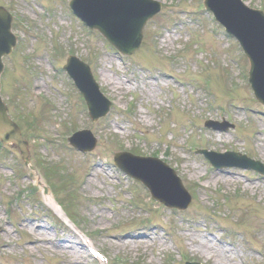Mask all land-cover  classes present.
<instances>
[{
    "label": "rangeland",
    "instance_id": "obj_1",
    "mask_svg": "<svg viewBox=\"0 0 264 264\" xmlns=\"http://www.w3.org/2000/svg\"><path fill=\"white\" fill-rule=\"evenodd\" d=\"M156 1L162 13L147 24L140 49L123 57L98 34L87 54L86 29L68 0H1L19 38L5 59L3 100L30 143L32 164L53 171L47 179L67 219L110 264H264V176L211 171L196 154L231 151L264 164V108L243 79L249 62L205 0ZM243 1L264 11V0ZM69 56L91 66L112 102L96 123L61 71ZM209 120L232 128L209 130ZM82 127L98 138L88 154L65 142ZM124 151L174 169L193 198L188 210L166 209L119 171L114 157ZM26 170L15 149H0V264H98L66 218L42 207L38 191L30 189L36 195L28 201Z\"/></svg>",
    "mask_w": 264,
    "mask_h": 264
},
{
    "label": "water",
    "instance_id": "obj_2",
    "mask_svg": "<svg viewBox=\"0 0 264 264\" xmlns=\"http://www.w3.org/2000/svg\"><path fill=\"white\" fill-rule=\"evenodd\" d=\"M121 1V0H119ZM208 2V1H207ZM127 10L129 11L120 22V29L113 25L110 21L114 20L106 15L102 19H97L96 16H84L80 10L77 12L87 20V22L100 29L104 35L117 46L123 53L129 54L139 47L142 37V29L146 20L151 16V13L143 11L139 13L141 8H146V5H152L146 0H126ZM241 8V6L239 5ZM214 11L222 18V21L229 27V30L241 41L246 53L252 61L251 82L257 92L259 100L264 103V18L260 14H256L247 10L238 9L236 13L226 12L221 2H214ZM82 9V8H81ZM157 13L160 6L154 9ZM153 10V11H154ZM144 17V18H143ZM143 18V19H142ZM142 20V21H141ZM115 21V20H114ZM141 21V23H139ZM136 23V24H135ZM139 24V26H138ZM135 25V27H134ZM11 18L0 9V74L2 72L1 58L9 55L15 47V39L10 32ZM134 28V29H133ZM132 30L135 31L132 32ZM133 35L138 37L131 43L125 41ZM130 45V47H129ZM71 67L76 66L80 77L74 78L77 86L82 90L85 96H92L98 93V88L95 85L92 76L87 67L83 66L77 60L71 61ZM1 90V89H0ZM0 138L5 144L13 143L22 152L24 158L27 157V144L23 142L19 128L11 122L7 115V109L0 100ZM94 147V146H93ZM93 149V148H92ZM229 162L225 164L215 163L217 167L226 166H247L252 165L242 162L243 158L239 155H229ZM125 160V162L123 161ZM248 161V160H247ZM118 165L125 171L144 182V184L152 191L153 196L167 205L179 206V199L184 196V191L180 181L175 178L174 174L168 170L163 164L158 161H152L161 171L162 174H154L150 169L144 171L136 168L134 164L142 162V160L132 159L125 156L118 157ZM250 162V161H249ZM163 174L170 178L169 183H164ZM166 180V179H165Z\"/></svg>",
    "mask_w": 264,
    "mask_h": 264
},
{
    "label": "bare ground",
    "instance_id": "obj_3",
    "mask_svg": "<svg viewBox=\"0 0 264 264\" xmlns=\"http://www.w3.org/2000/svg\"><path fill=\"white\" fill-rule=\"evenodd\" d=\"M47 200L50 201V202L52 201V200H51V197H47ZM3 228H4V227H3ZM5 230H6V229H5ZM5 230H4L3 233H4V234L6 235V237L8 238L9 235L7 234V232H6ZM33 242H34V243H37L36 240H34ZM63 249H64V246H63ZM205 249L209 250L210 247H209V246H208V247L205 246ZM72 252H74V254H75L76 256L79 255V252H76L75 250H72ZM209 256H210V257H214L215 255H213V254L210 253ZM219 260H220V257L218 256V260H217L218 263H220Z\"/></svg>",
    "mask_w": 264,
    "mask_h": 264
}]
</instances>
